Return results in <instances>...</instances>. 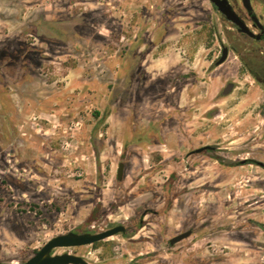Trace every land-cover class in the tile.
Listing matches in <instances>:
<instances>
[{
	"label": "rangeland",
	"instance_id": "1",
	"mask_svg": "<svg viewBox=\"0 0 264 264\" xmlns=\"http://www.w3.org/2000/svg\"><path fill=\"white\" fill-rule=\"evenodd\" d=\"M246 62L264 77V45L210 0H0V263L124 225L53 252L264 264V87Z\"/></svg>",
	"mask_w": 264,
	"mask_h": 264
},
{
	"label": "water",
	"instance_id": "2",
	"mask_svg": "<svg viewBox=\"0 0 264 264\" xmlns=\"http://www.w3.org/2000/svg\"><path fill=\"white\" fill-rule=\"evenodd\" d=\"M217 9L225 16V18L235 24L240 32L246 33L251 37H258L260 35H255L242 21L238 14L233 10L232 6L228 0H210ZM247 10L252 13V5L250 0H243ZM229 50L227 47L223 50V55L217 62V64L223 63L228 57ZM203 149L197 150V152L203 151ZM124 172V164L119 165L118 169V179L121 180ZM127 229L124 225H116L105 231L98 233H74L69 232L67 234L58 235L50 239L37 253L31 257L29 260L22 264H90L86 259L81 256L63 253L55 254L53 251L58 248H70V247H80L85 245H90L97 243L99 241L105 240L109 237L124 234ZM192 235V231H186L178 234L170 240V244L174 245ZM3 264V263H0Z\"/></svg>",
	"mask_w": 264,
	"mask_h": 264
},
{
	"label": "flooded vegetation",
	"instance_id": "3",
	"mask_svg": "<svg viewBox=\"0 0 264 264\" xmlns=\"http://www.w3.org/2000/svg\"><path fill=\"white\" fill-rule=\"evenodd\" d=\"M228 2L232 6L233 10L242 19V21L246 24V26L255 35H260V36H259V38L258 37H251L246 33H242V32H240L239 28L231 22L234 25L237 32L239 33V35L242 37L250 39L253 43H262L264 45V0H250L251 5H252V13H250L247 10V8L244 5L243 0H228ZM213 6L215 9H217V7L214 4H213ZM221 15H223V14L221 13ZM245 66L249 69V71L252 70V67H250V65L247 62L245 63ZM256 73L258 76L255 78L264 87V77L260 76L259 72H256Z\"/></svg>",
	"mask_w": 264,
	"mask_h": 264
},
{
	"label": "trees",
	"instance_id": "4",
	"mask_svg": "<svg viewBox=\"0 0 264 264\" xmlns=\"http://www.w3.org/2000/svg\"><path fill=\"white\" fill-rule=\"evenodd\" d=\"M250 72L254 75V77L258 76L256 72H253L252 70H250Z\"/></svg>",
	"mask_w": 264,
	"mask_h": 264
}]
</instances>
